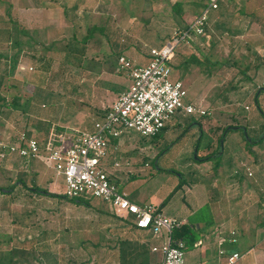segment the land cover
<instances>
[{"label":"rangeland","instance_id":"obj_1","mask_svg":"<svg viewBox=\"0 0 264 264\" xmlns=\"http://www.w3.org/2000/svg\"><path fill=\"white\" fill-rule=\"evenodd\" d=\"M196 1L181 0L182 12L175 17L171 9L175 0H0V143L7 144L23 129L38 139L63 124L90 131L94 119L130 84L119 70L120 54L132 51L138 54V65L146 64L149 56L141 53L142 42L147 47L164 44L174 27L200 11ZM242 5L231 2L223 15L218 8L210 12L209 37L197 41L195 55L201 64L177 67L191 54L188 51L176 56L177 66H171V78L183 81L185 100L207 113L175 115L169 129L158 136L157 149L152 141L126 139L124 161L118 167L106 165L119 171L118 189L135 188L143 195L156 192L163 198L164 215L184 218L195 239L201 238L196 224L209 225L216 207L230 217L239 208L240 214L253 218L256 206L264 203V182L259 192L252 190L253 185L250 189L233 182L228 200L223 195L230 170H238L245 181L264 179V139L255 145L247 142L248 137L257 141L264 135V10ZM92 25L104 29L82 40ZM73 38L82 53L67 49ZM16 97L22 108L5 105ZM230 125L238 128L224 134L219 155L196 161V154L217 151V139ZM111 159L107 155L105 164ZM35 163L38 171L0 160V188L15 186L11 192H0V257L23 250L22 256H15L20 264H121L120 241H137L135 234L140 239L128 228L127 219L110 216L107 210L112 207L100 198L81 196L76 202L59 197L63 177L52 167ZM122 174L133 178L124 179ZM33 186L57 196L30 190ZM191 240L184 239L186 257Z\"/></svg>","mask_w":264,"mask_h":264},{"label":"built area","instance_id":"obj_2","mask_svg":"<svg viewBox=\"0 0 264 264\" xmlns=\"http://www.w3.org/2000/svg\"><path fill=\"white\" fill-rule=\"evenodd\" d=\"M224 1L206 0L186 28H175L160 47L146 46L149 56L146 65L139 66L125 56H119V70H124L130 84L104 109V115L94 123L92 131L72 128L57 133L53 127L47 138L40 141L25 129L19 130L7 144L0 143V160L17 156L25 162L39 160L52 167L63 177L61 194L64 198L93 196L108 202L133 225L150 232L157 242L151 251L160 253L159 264H185V242L171 236L172 230L183 221L162 214L153 204L139 205L132 201L110 179L104 159L114 140L119 141L133 133L150 138L179 113L196 116L207 113L200 106L185 102L186 89L182 81L171 79V64L180 44L190 47L195 40L207 36L209 14ZM118 165V162L114 163V166ZM231 240L234 239L219 237L220 264H236L242 256L237 251L225 252L221 248L223 243Z\"/></svg>","mask_w":264,"mask_h":264},{"label":"crops","instance_id":"obj_3","mask_svg":"<svg viewBox=\"0 0 264 264\" xmlns=\"http://www.w3.org/2000/svg\"><path fill=\"white\" fill-rule=\"evenodd\" d=\"M176 1L181 2V0H175V2ZM235 1L236 2L240 1L241 3H243L244 8L246 7L247 9H250V7H252V6H257V7H261V9L264 10V0H227L223 3H220V5L218 7L219 15L225 14L227 11V8L230 6V3L235 2ZM205 2H206V0H199L198 2L197 1L195 2V5L202 7ZM195 13L193 12L192 17L189 18L187 23H189L190 20L196 15ZM251 13L252 12H249V10L247 11V14L252 15ZM262 14L264 15V13H262ZM243 26L246 27V25H243ZM100 27L101 26H99V28ZM175 28L176 27H174L173 30ZM101 29H104V28L101 27ZM26 33H27V31H26ZM208 37L209 36H208V32H207V36L202 37L200 39L201 42L203 40H204L203 42L207 41ZM197 41H198V39L195 40L194 42H192V45L190 47L189 46H183L184 49L180 50L178 53L176 50V53L174 55V58L172 60L171 65L176 67L177 65L174 62V59L176 58V56H178L180 54L188 53V51H190V53H191L190 55L196 56L195 54H197L196 52L198 50L197 46H199L197 44ZM30 42L33 44V40L31 39L30 36H28L26 43L30 44L29 46H31ZM16 44L17 43L15 42L14 45L16 46ZM145 44H148V43L142 42V44H141V48H142L141 53L146 54L148 56V53H147L148 49H147ZM148 46L156 47V46H152V45H148ZM123 52L120 54V56H125L129 60H130V58H134L133 61H135L136 63L139 60L137 53H133L132 51L127 50V51H125L127 53V55H124L125 53H123ZM189 56L183 57L181 63L177 67H183L181 65L182 62L185 59L189 58ZM196 57L198 58V56H196ZM137 65H138V63H137ZM144 65H146V64H144ZM21 66H23V65H21ZM139 66H143V65H139ZM171 74H172V71H171ZM176 79L182 81L180 78H176ZM122 92L121 91L118 92L116 97ZM186 95H187V91H186ZM188 102H190V100H188ZM191 103H194V102H191ZM179 114H181V113H179ZM101 118H102V115L101 116L99 115L97 118L94 119L95 120L94 123L96 121L100 120ZM94 123H93V126H94ZM60 126L63 127L65 130H71L72 129V127L69 128L67 125H64V124L60 125ZM230 126H232V125H230ZM66 127H67V129H66ZM169 127H170V122L168 124H166L165 128L162 131H167L169 129ZM92 130H93V128L90 131H92ZM29 133L36 137L35 133H33V132H29ZM131 138H139L142 140H146L147 141L146 144H148V142L152 141L153 146L156 149L159 145L158 144L159 143V141H158L159 137L158 136L152 137V138L151 137L150 138H140L139 136L135 137L132 134L129 137H124V138L120 139L119 141L114 140L113 144L108 148V151H107V155H111V157H112L111 161L108 160L106 162L107 168H109V166H114L115 162H118L119 163L118 166H120V163L122 162L123 157H125V155H127L125 153L128 151L127 149H123V144H124L126 139H131ZM38 140L41 141L42 139L39 138ZM114 146H116V148ZM204 147L207 149L208 147H210V144L206 145ZM196 151H197V149H196ZM153 156H151V157H153ZM6 161H11L12 163H17V164H19V166L21 168L25 167L26 170L32 169L33 171H38V169H37L38 166L36 165L35 160L25 162L24 160L20 159L17 156H10L6 159ZM37 161H39V160H37ZM196 161H197V159H196ZM126 164H128L127 161H126ZM118 166H114V167H118ZM114 167H112V168H114ZM106 170L110 174V176H109L110 179L118 186V178H117L116 174H118L119 171H114L113 169H111V170L106 169ZM247 174L249 176H251L250 172H248ZM131 176H135V173H132ZM131 176L123 175V178L124 179L133 178ZM242 177L243 176L239 173L238 170H237V172L235 170L234 171L230 170L229 175L224 178L223 184H225V185L223 188V195H224V197L227 198V200H228V196H230L229 191H231L228 189L229 188L231 189L233 182H236L237 184L242 183L243 185H245V188H248L247 184L249 185V187L253 185L252 190L254 192L255 191L259 192V190H261V187L259 185H261L264 182V179L262 176L260 178H256V179L251 180V181H245V180H243ZM197 180L198 179L196 178L195 181H197ZM250 189H251V187H250ZM121 191H124V190L121 189ZM124 192H126L128 197L132 201H134L135 203H137L139 205L153 204L158 208L159 212L164 214L163 211L161 210V207H160L163 204L162 203L163 198L157 197L156 192H150L148 195H143V194H140L135 188L131 191H124ZM244 201L246 204H249V207H250V205H252V203L247 202V199H244ZM255 209H256L255 210L256 214L254 215L253 218H249L246 216L248 214H245V213L240 214L239 208L235 209L232 216L230 217L229 214H224V212L222 213L223 209L221 210L220 207H216L217 212H215L216 215H214L215 219L213 221L209 222V225H207V223H203V222H199L196 224V227L201 232V238H199V239L194 238L191 240L192 246L188 252L187 257H186V252H185V264H220V262L222 260V257L219 256V254H218V249H219L218 240H219L220 236L226 237L227 240H229L231 238L234 239L233 241L231 240V241H226L225 243H223L221 248H223L225 250V252L237 251V252L241 253L242 257L236 264H264V203L262 205L261 204L257 205ZM108 211H109V209L107 210V213H109V215L112 217H117L119 219H124V220L127 219V221L129 222V223L126 222V224H128V228L135 230V232L140 235V239H138V235L133 232L136 236L137 241L145 242L147 246L149 245L148 251L149 250L150 251L143 256V257L147 258V264H159L160 253L151 251L152 245L157 244V242L154 239L153 240L155 242H153V243L150 242L151 238H152L150 232L147 229L136 227L135 225H133L130 222L129 218H125V216L119 214L113 208L110 209V212H108ZM224 211L226 212V209H224ZM238 212H239V214H238ZM243 212H245V211H243ZM167 214H169V213H167ZM166 216L172 217L170 215H166ZM181 220H183V224H184V222H185L184 218H182ZM231 232H233V234ZM213 233H214V235H213V238L211 239V234H213ZM145 237H148V238H145ZM141 238H143V240ZM185 246H186V243H185ZM214 249L217 251V252L215 251L216 254L215 253L211 254L212 250H214ZM157 254H159V255H157ZM152 258H154V259L156 258L157 260H154L155 261L154 262V261L150 260Z\"/></svg>","mask_w":264,"mask_h":264},{"label":"trees","instance_id":"obj_4","mask_svg":"<svg viewBox=\"0 0 264 264\" xmlns=\"http://www.w3.org/2000/svg\"><path fill=\"white\" fill-rule=\"evenodd\" d=\"M204 6V4H203ZM171 9H172V12L174 14L175 17H178L180 16L181 12H182V3L179 2V1H176L174 2L172 5H171ZM187 27V23H185L183 26L181 27H178V28H186ZM101 27L99 28L98 26L96 25H92L87 31L88 33L82 38V40L86 41L89 37H91L93 35V32L96 31V30H100ZM76 41L75 38H73V42H69L67 43V49L70 51V52H80L82 53L83 50H81L80 48H78L74 42ZM192 64H195V65H199L201 64V61L194 55H190L189 58L185 59L183 62H182V66L184 69H188ZM260 90H263V87L262 88H259ZM17 97L9 102V103H6L5 105L7 106H11L12 108H15V109H20L22 108V106H20L19 102L16 101ZM185 102L188 103V101L185 100ZM104 110H102L101 115H104ZM238 128L236 125L234 126H229L227 128L224 127L223 130H222V133L221 135L218 137L217 139V144H218V149L217 151L214 153V152H211V154H207L203 157L199 156L198 154H196V159L197 161H203V160H211V158L213 157H217L219 155V151H220V140L222 139V137L224 136V134L230 130V129H236ZM55 131L57 133H62L64 131V128L63 127H56ZM29 133V132H28ZM48 133V131H47ZM30 134V133H29ZM160 135V132L152 137H156V136H159ZM151 137V138H152ZM264 139V135L259 138L257 141H253L252 139H250L249 137L247 138V142L249 144H257L259 142H262ZM198 149V148H197ZM214 153V154H213ZM219 165V164H217ZM17 183V182H16ZM19 183H21L22 185H25L24 182L22 180H19ZM13 185H10L8 187V189L6 188H0V192L1 193H6V192H11L13 190ZM30 190L32 191H35L37 193H40V194H43V195H48V196H57V194H54V193H50L48 190H45V189H42V188H39L37 186H33V187H30L29 188ZM59 197H62L64 198L63 195H58ZM66 199L67 201H76L78 202L77 200L75 199H67V198H64ZM171 236L174 240L176 239H182L184 241L185 238H191V239H194L192 233H191V230L189 229V227L186 225V224H182L180 225L179 227L177 228H174L171 232ZM185 242V241H184ZM120 261H121V264H147V258L146 257H143L145 254H147L148 252V246L146 244H139V242L137 241H133V240H121L120 241ZM145 252H144V251ZM141 251H143L142 254ZM24 253L23 250H10V251H7L4 253L3 256L0 257V264H20L18 262V259L15 258L16 254L17 256L19 257L18 254H21L20 256H22V254ZM145 258V259H144Z\"/></svg>","mask_w":264,"mask_h":264},{"label":"water","instance_id":"obj_5","mask_svg":"<svg viewBox=\"0 0 264 264\" xmlns=\"http://www.w3.org/2000/svg\"><path fill=\"white\" fill-rule=\"evenodd\" d=\"M220 143H222V142H220Z\"/></svg>","mask_w":264,"mask_h":264}]
</instances>
